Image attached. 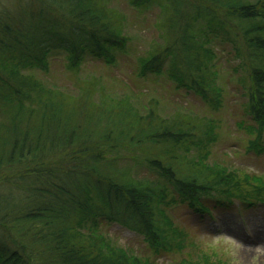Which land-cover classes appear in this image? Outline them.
<instances>
[{"label":"trees","instance_id":"16d2710c","mask_svg":"<svg viewBox=\"0 0 264 264\" xmlns=\"http://www.w3.org/2000/svg\"><path fill=\"white\" fill-rule=\"evenodd\" d=\"M7 3L0 5V264H147L113 242L105 225L134 230L160 252L186 242L173 206L208 213L210 202L264 204V177L204 163L210 151L198 141L200 127L165 117L157 99L145 111L95 74L77 93L39 76L57 56L75 75L87 58L117 64L128 37L109 0ZM129 3L141 13L159 9V37L139 60L140 79L165 77L220 105L216 48L230 43L252 120L247 150H263L264 0ZM127 152L153 176H135L124 165Z\"/></svg>","mask_w":264,"mask_h":264},{"label":"rangeland","instance_id":"374dc122","mask_svg":"<svg viewBox=\"0 0 264 264\" xmlns=\"http://www.w3.org/2000/svg\"><path fill=\"white\" fill-rule=\"evenodd\" d=\"M2 3L8 5L7 0H0V5ZM109 6L116 23L128 37L125 54L119 56L117 64L110 66L102 60L87 58L75 75L66 68L64 59L57 56L52 59L50 73L39 76L49 86L77 93L84 82L82 79L95 74L96 78H103L107 89L120 97L127 95L135 106L145 111L149 101L157 99L165 117L180 115L200 127L198 141L210 151L204 163L225 165L242 175L264 177V149L247 150L253 136L246 127L252 120L246 112L247 99L241 81L244 70L237 67L239 60L230 43L218 42L216 48L223 96L220 105H211L193 91L177 89L175 83L165 77L140 79L137 76L140 58L147 56L159 37L158 8L141 13L131 7L129 0H109ZM98 87L101 86L96 89ZM210 127H214L212 139L208 135ZM192 132L197 134L195 130ZM197 151L193 148L194 153ZM126 155L129 159L124 165L130 166L135 176H153L146 163L133 159L132 152ZM145 159L140 156L142 162ZM209 205L208 213H198L185 204L169 209L175 224L186 233L183 248L156 252L143 235L118 223L105 225L104 231L113 242L130 253L139 254L147 264H264V204L253 208H240L237 203L215 206L210 202Z\"/></svg>","mask_w":264,"mask_h":264}]
</instances>
